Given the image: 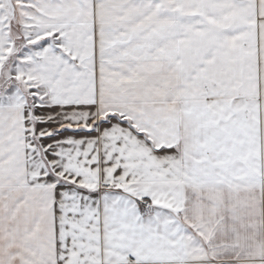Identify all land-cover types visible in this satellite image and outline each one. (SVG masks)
I'll list each match as a JSON object with an SVG mask.
<instances>
[{
    "label": "snow or ice",
    "instance_id": "obj_1",
    "mask_svg": "<svg viewBox=\"0 0 264 264\" xmlns=\"http://www.w3.org/2000/svg\"><path fill=\"white\" fill-rule=\"evenodd\" d=\"M0 264H264V0H0Z\"/></svg>",
    "mask_w": 264,
    "mask_h": 264
}]
</instances>
